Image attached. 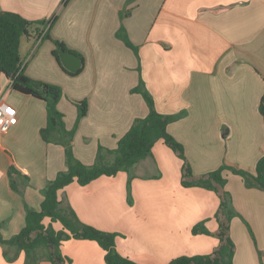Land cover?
I'll return each mask as SVG.
<instances>
[{
    "label": "crops",
    "instance_id": "crops-1",
    "mask_svg": "<svg viewBox=\"0 0 264 264\" xmlns=\"http://www.w3.org/2000/svg\"><path fill=\"white\" fill-rule=\"evenodd\" d=\"M0 9L30 20L57 16L48 34L84 57L77 75H86L79 87L73 84L79 80L76 75L67 74L55 59L51 38L27 39L32 52L25 73L62 87L66 98L58 108L68 129L78 117L73 101L88 103L73 138L74 154L83 163L94 164L101 148L100 157L112 160L108 150L148 114L145 98L133 91L142 79L160 113H184L168 130L184 146L196 175L222 164L255 172L264 154L259 110L264 97V0H0ZM121 31L137 46L138 58ZM2 76L8 85L0 91V102L12 105L18 117L7 132L0 131V236L9 239L25 226V206L41 207L48 182L66 169V157L63 145L41 136L46 102L13 90ZM183 163L160 139L152 155L131 168L132 204L127 171L86 185L74 181L59 191V199L81 221L120 233L117 250L138 263L168 264L182 255L208 254L219 239L192 229L205 221L208 230L217 231L220 199L212 190L184 187ZM12 165L20 172L18 190L11 186ZM223 174L244 218L236 216L231 223L233 264H264V191L247 187L230 169ZM44 223L49 225L50 219ZM53 227L62 225L54 222ZM60 249L71 264H105V250L96 241L66 239ZM26 262V252L0 242V264ZM32 264L50 263L42 254Z\"/></svg>",
    "mask_w": 264,
    "mask_h": 264
},
{
    "label": "trees",
    "instance_id": "trees-1",
    "mask_svg": "<svg viewBox=\"0 0 264 264\" xmlns=\"http://www.w3.org/2000/svg\"><path fill=\"white\" fill-rule=\"evenodd\" d=\"M56 17L30 20L19 13L0 9V75H5L11 81L13 90L33 95L46 102L47 123L41 129V136L45 142L63 145L66 157V169L58 172L56 177L48 182L41 207L35 209L26 205L25 226L9 239H3L0 236V242L12 245L18 251L26 252V264L36 262L42 254L50 264H71L72 258L62 254L60 249L63 240L71 238L96 241L105 250V264H143L117 250L116 239L121 235L120 233L103 230L81 221L74 209L59 199V191L74 181L86 185L100 176H113L120 171H127L129 172L128 201L132 204L131 180L133 176L130 173L131 168L140 160L151 156L154 144L162 139L184 162L182 185L184 187L199 186L212 190L220 199L219 207L215 213L218 222L217 231L208 230L205 221L197 223L192 229L193 234L202 233L216 236L219 239L218 246L211 253L182 255L172 259L168 264H233L235 243L231 237V223L236 216L244 218L235 209L232 195L226 190L227 179L223 172L225 169H230L233 173L243 177L247 187H256L264 191V154L259 159L255 172L222 164L219 168L206 174L196 175L186 158L184 146L168 130L169 124L182 117L184 113H160L152 95L143 87V80L140 79V84L133 91L141 93L145 98L149 108L148 114L143 118L136 119L126 134L119 139L117 147L108 150L113 154V160L100 157V150L103 149L101 148L94 164L83 163L73 151L76 126L68 129L65 124V115L58 108V103L64 96L62 87L29 77L25 73L24 58L21 55L23 38L35 41L51 38L48 30L55 22ZM119 35L126 45L133 48L138 55L137 46L123 35L122 31ZM52 41L56 45L53 55L60 67L67 74L77 75L83 67L78 72L66 69L60 61L59 50L64 49L79 55L83 65L84 57L80 53L68 49L64 42L57 39H52ZM73 102L78 108L77 125L79 120L87 114L88 103L86 100ZM259 110L264 120V97L260 102ZM18 175L20 172L15 165H12L9 176L11 186L15 190H18L16 182ZM46 218L50 219L49 225L44 223ZM54 222H59L62 228L55 229ZM247 225L255 239L251 226L248 223ZM259 253L262 261V252Z\"/></svg>",
    "mask_w": 264,
    "mask_h": 264
},
{
    "label": "rangeland",
    "instance_id": "rangeland-1",
    "mask_svg": "<svg viewBox=\"0 0 264 264\" xmlns=\"http://www.w3.org/2000/svg\"><path fill=\"white\" fill-rule=\"evenodd\" d=\"M28 40L26 39V38H23V40H22V53H21V55H22V57L24 58V65L29 61V54L32 52V51H30L31 50V48H30V46L31 45H29L28 44V42H27ZM131 48V47H130ZM133 51H134V53L136 54V56H137V58H138V55H137V53H136V51L133 49V48H131ZM35 52V51H34ZM34 52H33V54H34ZM32 54V55H33ZM56 59V58H55ZM42 68V70H43V67H41ZM41 70V71H42ZM138 72H141V70H140V68H139V65H138V67H137V69H136ZM44 71H46V70H44ZM85 73L84 74H80V76L79 75H76L75 76V78L74 79H79V80H76L75 82H73V84H76V85H78L79 87H81L82 86V83L81 82H79L80 80H82L84 77H85ZM87 79V78H86ZM8 85V80L4 77V76H2V75H0V91H2L6 86ZM63 93H64V96H63V99H65L66 98V94H65V92L63 91ZM7 101V100H6ZM75 101H79V100H75ZM81 101H83V100H81ZM78 109V108H77ZM78 118V117H77ZM77 121V120H76ZM65 123H66V120H65ZM75 126H76V123L74 124V126L72 127V128H75ZM71 128V129H72ZM114 157V156H113ZM113 160V159H112ZM243 178V177H242ZM41 253V252H40ZM260 254V253H259ZM261 256V255H260Z\"/></svg>",
    "mask_w": 264,
    "mask_h": 264
},
{
    "label": "built area",
    "instance_id": "built-area-1",
    "mask_svg": "<svg viewBox=\"0 0 264 264\" xmlns=\"http://www.w3.org/2000/svg\"><path fill=\"white\" fill-rule=\"evenodd\" d=\"M18 121L17 112L12 105L0 102V131L5 133Z\"/></svg>",
    "mask_w": 264,
    "mask_h": 264
},
{
    "label": "water",
    "instance_id": "water-1",
    "mask_svg": "<svg viewBox=\"0 0 264 264\" xmlns=\"http://www.w3.org/2000/svg\"><path fill=\"white\" fill-rule=\"evenodd\" d=\"M59 57L63 66L71 72H78L83 65V61L80 56L74 52L60 49Z\"/></svg>",
    "mask_w": 264,
    "mask_h": 264
}]
</instances>
